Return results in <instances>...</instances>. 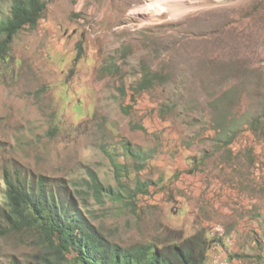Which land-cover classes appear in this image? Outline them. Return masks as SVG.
Returning a JSON list of instances; mask_svg holds the SVG:
<instances>
[{"label": "rangeland", "instance_id": "rangeland-1", "mask_svg": "<svg viewBox=\"0 0 264 264\" xmlns=\"http://www.w3.org/2000/svg\"><path fill=\"white\" fill-rule=\"evenodd\" d=\"M41 1L0 60V263L36 249L3 217L19 169L78 184L108 240L264 264V0Z\"/></svg>", "mask_w": 264, "mask_h": 264}, {"label": "trees", "instance_id": "trees-1", "mask_svg": "<svg viewBox=\"0 0 264 264\" xmlns=\"http://www.w3.org/2000/svg\"><path fill=\"white\" fill-rule=\"evenodd\" d=\"M41 0H13L8 14H0V60L11 53L10 43L25 27H35L44 14ZM7 170L3 217L12 230L31 237L36 248L13 256L10 264H207L210 239L197 233L165 243L122 245L108 240L77 198H86L74 181L45 182L30 172ZM101 185L94 181V189ZM1 264V263H0Z\"/></svg>", "mask_w": 264, "mask_h": 264}, {"label": "bare ground", "instance_id": "bare-ground-1", "mask_svg": "<svg viewBox=\"0 0 264 264\" xmlns=\"http://www.w3.org/2000/svg\"><path fill=\"white\" fill-rule=\"evenodd\" d=\"M156 4H157V3H156ZM156 4H155V5H156ZM147 7H148V5H146V6L144 5L143 7H140V8L143 9V10H145ZM149 7H153V5H150Z\"/></svg>", "mask_w": 264, "mask_h": 264}]
</instances>
